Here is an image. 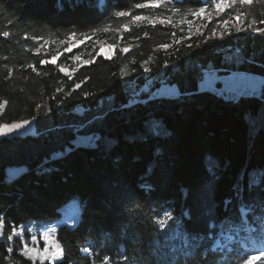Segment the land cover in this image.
Listing matches in <instances>:
<instances>
[{"label": "trees", "instance_id": "1", "mask_svg": "<svg viewBox=\"0 0 264 264\" xmlns=\"http://www.w3.org/2000/svg\"><path fill=\"white\" fill-rule=\"evenodd\" d=\"M144 2L0 0V33H9L0 35V124L33 117L36 125L35 133L0 136V264H101L105 256L108 264H241L245 226L261 234L264 88L233 101L197 85L209 67L264 76V36L236 32L233 19L242 14L241 27L254 20L253 28H264V0L237 2L220 15L203 0L135 8ZM202 6L211 19L207 11L195 19L187 12ZM161 13L172 24L130 22L132 15ZM226 19L232 35L220 39ZM189 24L191 39L174 43L189 35ZM213 29L217 36L205 40ZM72 34H97L113 52L97 55L89 40L54 63H40ZM42 41L51 48L45 51ZM77 53L88 60L61 72ZM163 83L180 95L147 98ZM142 85L147 99L126 107ZM75 127L99 139L75 142ZM9 165L22 168L8 176ZM72 195L78 216L71 226H57L58 259L33 262L18 250L17 236L7 240L23 221L57 216ZM165 213L172 219L161 227ZM240 225L234 241L216 244L220 231Z\"/></svg>", "mask_w": 264, "mask_h": 264}, {"label": "snow or ice", "instance_id": "2", "mask_svg": "<svg viewBox=\"0 0 264 264\" xmlns=\"http://www.w3.org/2000/svg\"><path fill=\"white\" fill-rule=\"evenodd\" d=\"M237 2L240 5H251L253 0H218V2L212 3V0H203V3L207 4L209 8H214L215 12L217 15H220L225 11L227 8H231L233 5L237 4ZM173 0H146L144 3H136L135 8L137 9H156V8H167L169 4H172ZM171 11L173 13H181L180 8L172 7ZM207 11L206 7H199L195 10L189 8L187 9V12L191 13L193 18L195 19L196 17H202L203 14H205ZM117 17H127L129 16V12L127 11H118L115 13ZM208 18L211 19V11H207ZM160 19H157L155 15L152 16H143V15H132L130 22H140V21H147L149 24L155 25L156 23H159L161 25L164 24H172V17L171 16H163V13H161ZM235 23L234 27L236 32H241V31H247L248 29H252L253 31L259 33L260 35L264 36V28H253V24L255 21L253 20L251 23H249L246 27H241L243 24V19H242V14H238L236 17L233 18ZM232 20H223L222 21V26L225 28L224 32L219 33L220 39H224L226 35H232L231 30L228 28V25L232 23ZM187 23V21H185ZM261 23H264V21H261ZM191 27L192 25L189 24V35L187 37H181L180 40H174V43L179 44L181 40L184 39H191ZM201 29L198 27L197 32H200ZM0 35L3 36H8V32H3L0 33ZM173 36H175V33H173ZM217 36V31L215 29L212 30V35L211 37H205V40L212 39ZM197 47L200 45L197 44ZM161 48L167 49L170 48V44H163L160 45ZM188 47H192L191 44L188 45ZM66 51H71V48L66 49ZM123 52L127 53L129 52V48H124ZM97 55H100V53H97ZM56 57H53L51 61H44L41 60L40 63H48L52 62L54 63L56 61ZM146 63V62H145ZM143 66V65H142ZM167 66V65H166ZM35 70V69H33ZM146 72L148 71L147 68L144 69ZM61 72H64L65 69L61 68ZM135 71V69H133ZM122 75H127L126 72L122 71ZM222 85V86H218ZM80 85L77 84L76 88H79ZM199 89L202 91H208L211 92L217 96H221L226 100H238L240 97H248V96H255L258 93L259 88H264V80H260L259 82H254L252 78L247 77L243 74L240 73H233L232 76L230 77H224V76H219L216 74V71H214L211 67L204 72L203 77L200 80V83L198 85ZM87 95V93H85ZM172 95L179 96L180 92L179 90L175 89L173 87V92ZM151 98V97H150ZM134 103H139V101L133 99L129 101L128 105H125L126 107L130 106L131 104ZM0 107H3L0 105ZM32 123V121L29 120H24L19 123H14L11 125V127L7 130L4 131L3 129H0V136H5L7 137L8 135H19L20 131L27 126H29ZM93 140H98L99 137H96L93 134L92 137ZM63 153H57L56 155H62ZM240 215L243 219H247V211L245 207H241L239 209ZM165 220L160 221V226L163 227L164 224L172 219V216L169 213H165ZM5 227V218H0V234H2L3 229ZM24 231H27L30 234L31 237V243L33 245H38L39 241L42 240L44 243V248L43 250H40L39 247H29L28 243L25 242L23 248L21 249L22 254L30 259L31 261L35 262L37 259H39L41 262L44 260H51L55 259L58 256L63 255V250L59 247L57 244L56 246V251H51L52 244H53V238L50 235V233H54L56 230L55 228H48L45 229L43 233H39L36 230L32 228H27V226H23L21 228V233L22 234ZM18 235L15 229H13V232L11 235L7 236L8 241H13L14 237ZM39 236V239H38ZM229 240L232 239L231 236L228 237ZM255 243H258L261 245L260 248V256H264V235H261L258 240L255 241ZM9 252H12V247L8 248ZM85 253L89 252L88 248L83 249ZM254 259H259V256H254V255H248L247 259H243L241 257L242 264H249V261L254 260ZM109 260V257L105 256L104 261L107 262ZM261 264H264V261L261 262Z\"/></svg>", "mask_w": 264, "mask_h": 264}, {"label": "rangeland", "instance_id": "3", "mask_svg": "<svg viewBox=\"0 0 264 264\" xmlns=\"http://www.w3.org/2000/svg\"><path fill=\"white\" fill-rule=\"evenodd\" d=\"M215 2H218V0H213V3H215ZM205 14H203L202 16H205ZM89 40L91 41V43H90L91 47L93 45H96L98 47L99 53H101L105 56H109L113 52L114 45L112 43H110L108 40H106L105 38H100L99 35H97V34L89 35V36L88 35L78 36V35L72 34L63 42L55 43V45L52 47V50L55 53L51 56L50 60H52L53 57H56L57 58L56 61H57L59 56L61 55L62 51L71 52L75 48L82 46L83 44L84 45L87 44ZM40 45L43 46L45 51L51 48L49 42L42 41L40 43ZM69 48H71V51H66V49H69ZM87 60L88 59L86 57L77 53V54L70 56L69 62L65 63V64H61L60 68H64L65 73H71L75 66H77L81 63H84ZM212 69L214 71H216V74L219 76L230 77V76H232L233 73H240V74H243L247 77L252 78L254 82H259L260 80H264V76L259 75V74H254L251 72L240 71V70H229L227 72H222L221 70H218L215 68H212ZM207 70L208 69H203L202 77H203L204 72H206ZM199 83H200V81L198 82V85H199ZM218 86H222V85H218ZM173 87H175V89H177L174 84L163 83L159 87L155 88L152 92H150V95L147 98L160 97V96L173 97V96H175V95H172ZM146 89H147L146 85L140 86L134 92V94L131 96L129 101H131L133 99H135L137 101H143V100L147 99L146 97L141 96L139 93L140 91H145ZM198 89H199V87H198ZM259 93H260V88L258 89V93L255 96H259ZM76 110L82 111V108L77 107ZM24 120L32 121V123L29 126H27L26 128L22 129L20 131L19 135L27 134V133H35L36 125H35V120L33 117L21 119V120H13L10 122H2L0 124V129L7 131L11 127L12 124L19 123V122L24 121ZM79 128L80 127H75V139H74V141L78 142V143L91 141L93 136L89 135V134L87 135L84 133H80ZM21 168H22L21 165H9V166H7L6 169H7L8 176L15 175ZM78 208H79L78 199H77V197L72 195V196H69L67 198V200L60 206V208L58 209L59 213L57 216L44 217L42 219H30V220H26V221L21 222L17 226H14L13 229H15L16 232L18 233V235H16V236L20 239L19 242L21 244V248H19L18 250L20 252H22L21 249L23 248L25 242L28 243L29 247H37L38 246L40 250H43V248H44V243L42 240L39 241L38 245H33L31 243L30 234L27 231H24L22 234H19V233H21V228L23 226H27V228H32L39 233H43L44 230L48 229V228H55V230H56L57 226L61 223H65L68 226H71L77 219ZM50 235L53 238V244H52L51 251L54 252V251H56L57 244L59 245V243L56 239V231L54 233H50ZM1 236H2V234H0V237ZM218 236H219L218 242L219 241L225 242V241H229L228 237L231 236V234L229 232H226V231H220ZM231 237H232L231 240L235 239V237H233V236H231ZM38 239H39V236H38ZM59 247H60V245H59ZM260 248H261V245L258 243H256L254 245V247H252V248L248 247L245 250V253L243 255V259H247L248 255L259 256V259H254V260L249 261V264H261V262L264 261V256H260ZM59 257L60 256H58L55 259L44 260V261L53 262L54 260L58 259ZM37 260H39V259H37ZM101 264H108V263L104 261ZM241 264H242V261H241Z\"/></svg>", "mask_w": 264, "mask_h": 264}]
</instances>
